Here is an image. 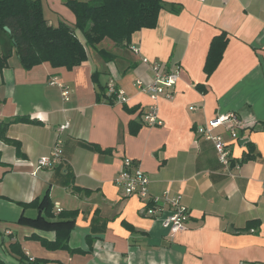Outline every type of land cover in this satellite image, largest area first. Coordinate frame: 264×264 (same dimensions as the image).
Returning a JSON list of instances; mask_svg holds the SVG:
<instances>
[{
    "label": "crops",
    "instance_id": "1",
    "mask_svg": "<svg viewBox=\"0 0 264 264\" xmlns=\"http://www.w3.org/2000/svg\"><path fill=\"white\" fill-rule=\"evenodd\" d=\"M65 1L41 0L48 25L74 26ZM162 4L156 25L134 32L128 49L105 39L72 70H26L15 55L0 70V123L25 116L33 122L7 128L17 149L0 141V263L264 264V0ZM223 40L208 75V56ZM145 61L175 73L170 99L151 100L136 87L153 78ZM51 82L70 90L67 100ZM109 82L125 104L105 102ZM152 107L160 126L142 124ZM229 113L241 123L238 138L225 126L213 132L231 151L226 169L196 129ZM56 139L59 162L37 170ZM124 158L147 175L150 197L181 196L189 211L185 229L165 231L142 214L139 199L123 194L114 180ZM45 194L55 215L78 212L64 249L51 247L54 230L21 222L38 215L22 204ZM249 222L258 226L245 231Z\"/></svg>",
    "mask_w": 264,
    "mask_h": 264
},
{
    "label": "trees",
    "instance_id": "2",
    "mask_svg": "<svg viewBox=\"0 0 264 264\" xmlns=\"http://www.w3.org/2000/svg\"><path fill=\"white\" fill-rule=\"evenodd\" d=\"M64 5L74 15L73 27L65 22L55 27L48 25L41 0H0V70L7 66L12 55L17 57L19 65L26 70L41 64H48L53 69L72 70L87 60L90 48H95L105 39L117 48L128 49L134 32L156 25L157 15L163 6L162 0H66ZM4 28H8L10 33H6ZM225 43L223 40L221 45L217 43V47L211 50L205 67L208 75L218 63ZM98 54L106 60L113 58L102 50ZM104 98L108 104H115L106 94V89ZM17 123L33 122L25 116L0 123V141L16 149L18 144L8 140L5 133L11 124ZM93 148L98 149L97 146ZM72 190L80 192L77 187ZM22 206L33 208L38 213L34 218H23L22 223L42 230H54L56 241L51 247H67L77 211H60L55 215L47 194ZM257 226L258 223L249 222L245 231ZM12 248L15 251V245ZM32 264H36L35 261Z\"/></svg>",
    "mask_w": 264,
    "mask_h": 264
},
{
    "label": "built area",
    "instance_id": "3",
    "mask_svg": "<svg viewBox=\"0 0 264 264\" xmlns=\"http://www.w3.org/2000/svg\"><path fill=\"white\" fill-rule=\"evenodd\" d=\"M203 2L204 0H196ZM148 63L153 73V78L150 82L143 85L140 81H136V87L143 89L151 100H155L160 96L167 99L172 97L174 84L176 81L175 73L165 72L156 63L145 61ZM51 85H57L62 92V97L68 99L70 90L66 86L51 82ZM106 94L111 97L115 104H125L127 101L124 93L115 88L112 82L106 85ZM142 124L145 126H160L155 108L149 109L142 119ZM68 123L63 124L55 130L57 135L63 133L68 128ZM225 126L228 134L233 139H237L236 131L241 126L234 114L217 116L215 119L207 121L202 127L196 129V135L211 141L217 158L224 168L230 167L231 151L227 147L224 140L219 135H213V132ZM54 150L49 156L41 157L36 165L37 170L41 168H52L60 160L61 141L55 140ZM114 182L122 189L125 196L136 197L142 203V214L151 220H157L161 223L162 228L171 234L178 233L185 229L189 222V211L183 205L181 196H172L168 192H164L162 197H153L148 195V187L150 181L147 175L139 168L135 167L129 158L122 160L120 171L118 172ZM264 193V184L262 186ZM29 263H34L33 259H29Z\"/></svg>",
    "mask_w": 264,
    "mask_h": 264
},
{
    "label": "water",
    "instance_id": "4",
    "mask_svg": "<svg viewBox=\"0 0 264 264\" xmlns=\"http://www.w3.org/2000/svg\"><path fill=\"white\" fill-rule=\"evenodd\" d=\"M4 31L6 32V33H10V31H9V29L8 28H4ZM245 141V140H244ZM244 141H242V142H244Z\"/></svg>",
    "mask_w": 264,
    "mask_h": 264
}]
</instances>
